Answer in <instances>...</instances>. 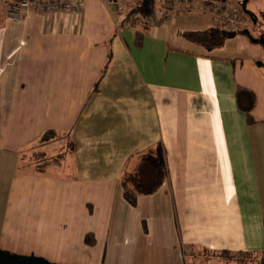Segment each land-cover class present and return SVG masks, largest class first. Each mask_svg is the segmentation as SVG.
Returning a JSON list of instances; mask_svg holds the SVG:
<instances>
[{"label":"crops","instance_id":"1","mask_svg":"<svg viewBox=\"0 0 264 264\" xmlns=\"http://www.w3.org/2000/svg\"><path fill=\"white\" fill-rule=\"evenodd\" d=\"M11 1L0 0V250L54 264L264 252V59L228 44L251 40L248 21L234 36L201 12L118 28L106 0L19 19ZM238 88L254 96L251 122ZM47 130L67 138L44 147L38 169L24 150ZM158 145L167 177L131 205L122 177Z\"/></svg>","mask_w":264,"mask_h":264},{"label":"trees","instance_id":"2","mask_svg":"<svg viewBox=\"0 0 264 264\" xmlns=\"http://www.w3.org/2000/svg\"><path fill=\"white\" fill-rule=\"evenodd\" d=\"M157 0H138V11L145 16H151L154 11ZM233 36V35H232ZM236 100L239 106L244 110L247 120L252 121L251 109L253 107L254 96L252 92L244 88H238L236 91ZM66 139L67 134L56 133L51 130L45 131L38 141L33 144L38 146L39 154L41 155L40 169L44 168L47 160L45 157L44 147L54 139ZM66 151L69 152L72 148V143L67 139ZM167 177V168L163 148L158 145L146 149V151L138 155V163L136 167L124 173L121 180L123 196L125 200L134 205L138 195H148L154 193L164 182ZM85 241L91 243V238L86 237ZM248 254V256L256 257L254 264H264V252L259 254L240 252L230 255H224L225 258L232 259L236 264H247V260L235 259L237 255ZM0 264H54L44 258L35 256H23L14 254L8 251L0 250Z\"/></svg>","mask_w":264,"mask_h":264},{"label":"built area","instance_id":"3","mask_svg":"<svg viewBox=\"0 0 264 264\" xmlns=\"http://www.w3.org/2000/svg\"><path fill=\"white\" fill-rule=\"evenodd\" d=\"M84 0H12L7 7L9 18L19 19L31 11L48 14H79ZM106 4L120 16L118 28L136 27L147 24H160L164 19L175 13L201 12L217 18H224L235 27L243 22L239 10L233 8L229 2H202L198 5L187 4L184 0H168V7L157 11L151 16H145L138 11V0H106ZM225 9V10H224Z\"/></svg>","mask_w":264,"mask_h":264},{"label":"rangeland","instance_id":"4","mask_svg":"<svg viewBox=\"0 0 264 264\" xmlns=\"http://www.w3.org/2000/svg\"><path fill=\"white\" fill-rule=\"evenodd\" d=\"M159 1V0H157ZM163 0H160V2ZM165 1V0H164ZM187 4L197 5V3H201L203 0H184ZM228 1V0H227ZM230 1V2H229ZM229 4L236 9L241 10L246 14L247 20L250 24L249 33L251 34V40L246 36H236L235 38L229 39L231 40L228 44L233 45L234 43H240L239 41H243L248 45V48L252 50L254 55L264 59V0H229ZM217 2V1H214ZM165 9V8H163ZM155 8L153 9V11ZM157 10V9H156ZM225 10V9H224ZM173 15V14H172ZM215 21H218V29L222 31L223 35L234 36L235 34H239L246 27L244 20V24L238 23L235 27H232L228 21L224 18H213ZM205 36V35H204ZM208 45L213 43L212 39H208ZM243 45V44H242ZM245 47V45H243ZM24 158L26 162H30V164L38 169H40L41 163V155L39 154L38 146L32 145V147L24 150ZM238 261L240 259L247 260V264H254L256 261V257L248 256V254H240L235 258Z\"/></svg>","mask_w":264,"mask_h":264},{"label":"flooded vegetation","instance_id":"5","mask_svg":"<svg viewBox=\"0 0 264 264\" xmlns=\"http://www.w3.org/2000/svg\"><path fill=\"white\" fill-rule=\"evenodd\" d=\"M227 0H218L217 2H226ZM228 2V1H227ZM239 12H240V14L242 15V17H243V20L245 19V17H244V15L242 14V12L239 10ZM248 20H244V22H245V24H246V22H247Z\"/></svg>","mask_w":264,"mask_h":264}]
</instances>
